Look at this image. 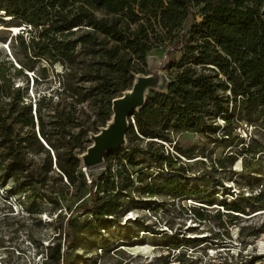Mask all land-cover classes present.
<instances>
[{
    "label": "rangeland",
    "instance_id": "1",
    "mask_svg": "<svg viewBox=\"0 0 264 264\" xmlns=\"http://www.w3.org/2000/svg\"><path fill=\"white\" fill-rule=\"evenodd\" d=\"M255 1L264 7V0ZM204 5L195 0L190 6L196 22ZM94 15L112 16L105 10ZM5 21L0 23V72L5 81L0 97L5 117V128L0 129V264H60L51 253L56 244L63 243L61 224L67 219L77 225L75 247L68 250L71 264H264V129L258 126L262 113L248 118L239 108L230 107L229 123L217 116L214 133L179 131L163 147L149 145L151 139L141 138L130 119L127 150L121 147L106 155L102 165L83 169L77 155L90 145L88 133L104 126L110 101L130 88L132 74L147 73L144 61L101 34L82 44L78 40L87 31L82 30L63 39L77 42L69 63L39 58L29 62L30 54L22 52L14 35L21 28H10L23 24ZM129 29L133 31L134 24ZM153 29L147 54L161 57L181 30L166 34L157 25ZM22 36L29 37L26 31ZM93 42L97 45L91 47ZM199 44L190 33L186 45L171 52L164 69L170 80L176 79L184 59L198 53ZM218 94L227 96L229 91ZM26 103L31 107L32 129L16 125L7 135L6 127ZM37 124L46 134L41 140ZM225 131L230 132V146L221 142L227 138L221 136ZM177 149L188 153L189 159ZM161 153L178 156L182 162L170 169L163 165V173L157 175L161 170L153 166L154 159ZM228 155L234 163L230 164ZM126 156L133 161L126 162ZM73 158L78 160L80 175L70 183L59 164L68 167ZM218 159L223 161L222 168ZM213 163L216 170L210 167ZM179 165L185 176L181 182L202 191L209 205L161 189L163 178L180 177ZM108 170L112 175L120 171L114 179L121 206L116 222L97 229V223L87 224L91 216L80 207L90 201L91 179L98 180ZM221 204L239 206L244 213L226 210ZM200 206L203 210L197 209Z\"/></svg>",
    "mask_w": 264,
    "mask_h": 264
},
{
    "label": "trees",
    "instance_id": "2",
    "mask_svg": "<svg viewBox=\"0 0 264 264\" xmlns=\"http://www.w3.org/2000/svg\"><path fill=\"white\" fill-rule=\"evenodd\" d=\"M194 1L0 0V23L5 24V20L9 18L23 24L14 35L19 40L22 52L30 54L26 55L29 62L36 60L33 58H39L51 63L57 60L69 63L77 42L65 43L63 39L87 30L83 31L78 40L82 44L89 43L92 36L101 34L104 38L119 44L123 50L139 54L146 66V56L150 50L146 44L149 43V33L155 34L154 25L164 30L166 34L181 30L180 36L173 43V51L181 50L186 45L189 34H195L200 40L198 53L184 59L185 62L180 65L182 68L180 73L175 80H170L166 94L149 92L143 108L132 116L138 135L141 138L156 140L147 141L149 145L163 147L164 143L172 141L171 135L179 131L203 135L214 133L217 126L213 124L217 116H222V119L229 123L233 116L229 115L230 107L239 108L248 118L256 112L262 113L264 117V7L261 9L255 0H197L204 1L205 5L201 9L200 21L196 22L190 11ZM245 1L248 3L244 4ZM100 10H105L112 16L97 18L94 12ZM131 24L135 26L133 31L129 29ZM26 28L32 31H27ZM25 31L29 35L28 39H23L22 34ZM96 45L97 43L93 42L90 46ZM114 57L115 53L111 58ZM191 58L192 62L188 63ZM195 66L210 73H198ZM4 82V75L0 72V97L4 96ZM219 90L223 94L229 91V94L219 95ZM20 109L21 111L12 118V123L6 127L9 128L7 135L12 133L11 130L16 125L32 129L30 103H26ZM3 111L4 109L0 107V129L5 128ZM12 112L15 113V110ZM36 112L37 107L34 104L33 113L37 121ZM258 126L264 129V118ZM131 128L129 123V129ZM37 131L40 140L46 136L42 125L38 127L37 124ZM221 136L227 137L221 142H230L229 131L223 132ZM31 137L34 138V134ZM3 141L5 142V139ZM123 147L127 150L126 145ZM177 152L184 158L189 156L180 149H177ZM108 154L110 152L106 155ZM227 159H231L230 164L235 161L232 155H228ZM125 160L128 163L133 161L129 156H126ZM181 162L178 156L169 153L165 156L161 153L154 159L153 166L160 168L161 171L157 172L159 175L163 173V165L170 169ZM217 163L218 168L223 167L222 160L218 159ZM15 166L13 164L10 170ZM214 166L215 163L211 164V169H215ZM77 167L78 160L74 158L68 167L59 164V168L70 183L73 182L75 175L79 174ZM183 171V166L179 165L177 173L180 177L169 175L163 178L161 189L186 197L188 200L196 198L197 203L209 205L204 203L208 202V197L202 195V191L181 182L185 179ZM124 173L127 176L126 181L131 183L128 171L124 170ZM119 176V170L114 175L108 170L98 180L91 179L90 201L80 207L84 214L88 213L91 216L92 220L87 224L95 222L97 229H104L116 222L115 214L121 204L116 198L118 193L115 191L114 178ZM104 199L107 200L103 201ZM221 206L232 212L244 213L239 206L226 204ZM200 207L197 209L203 210L202 206ZM196 214L202 218L201 213ZM61 229L63 243L53 247L51 257L57 263L71 264L68 250L75 247L77 225L67 219L61 224Z\"/></svg>",
    "mask_w": 264,
    "mask_h": 264
},
{
    "label": "water",
    "instance_id": "3",
    "mask_svg": "<svg viewBox=\"0 0 264 264\" xmlns=\"http://www.w3.org/2000/svg\"><path fill=\"white\" fill-rule=\"evenodd\" d=\"M173 50V46L169 47L161 57L147 55V73H133L130 88L111 100L109 119L104 126L98 128L96 133H88L91 143L85 151L77 155L81 168L91 169L102 165L107 153L126 145L129 120L133 113L143 108L149 92L167 93L171 81L164 73V69L169 63L170 53ZM151 141L156 140L151 139Z\"/></svg>",
    "mask_w": 264,
    "mask_h": 264
},
{
    "label": "bare ground",
    "instance_id": "4",
    "mask_svg": "<svg viewBox=\"0 0 264 264\" xmlns=\"http://www.w3.org/2000/svg\"><path fill=\"white\" fill-rule=\"evenodd\" d=\"M11 28H13L15 30V28H19L18 26H12Z\"/></svg>",
    "mask_w": 264,
    "mask_h": 264
},
{
    "label": "built area",
    "instance_id": "5",
    "mask_svg": "<svg viewBox=\"0 0 264 264\" xmlns=\"http://www.w3.org/2000/svg\"><path fill=\"white\" fill-rule=\"evenodd\" d=\"M131 120H133L132 117H131Z\"/></svg>",
    "mask_w": 264,
    "mask_h": 264
}]
</instances>
